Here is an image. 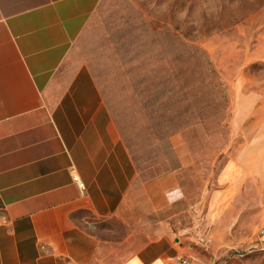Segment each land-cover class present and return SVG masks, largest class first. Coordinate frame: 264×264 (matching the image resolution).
<instances>
[{"label": "rangeland", "instance_id": "374dc122", "mask_svg": "<svg viewBox=\"0 0 264 264\" xmlns=\"http://www.w3.org/2000/svg\"><path fill=\"white\" fill-rule=\"evenodd\" d=\"M176 264H264V0H102L79 44Z\"/></svg>", "mask_w": 264, "mask_h": 264}, {"label": "crops", "instance_id": "0c3cea01", "mask_svg": "<svg viewBox=\"0 0 264 264\" xmlns=\"http://www.w3.org/2000/svg\"><path fill=\"white\" fill-rule=\"evenodd\" d=\"M101 1L0 0V264H176L143 225L178 174L140 180L78 61Z\"/></svg>", "mask_w": 264, "mask_h": 264}, {"label": "built area", "instance_id": "2783aa9c", "mask_svg": "<svg viewBox=\"0 0 264 264\" xmlns=\"http://www.w3.org/2000/svg\"><path fill=\"white\" fill-rule=\"evenodd\" d=\"M71 173L74 174V170H71ZM72 178L74 182L82 189V186L79 184L78 178L76 176H72ZM3 219H4L3 216L0 214V221H2ZM259 240L261 243H264V229H261L259 231ZM181 263L182 264H192L190 259L183 260Z\"/></svg>", "mask_w": 264, "mask_h": 264}]
</instances>
